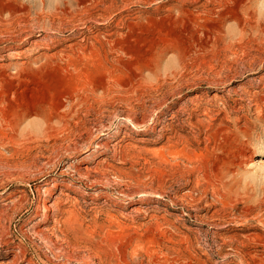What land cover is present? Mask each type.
<instances>
[{
  "label": "rangeland",
  "instance_id": "1",
  "mask_svg": "<svg viewBox=\"0 0 264 264\" xmlns=\"http://www.w3.org/2000/svg\"><path fill=\"white\" fill-rule=\"evenodd\" d=\"M261 182L264 0H0V264H264Z\"/></svg>",
  "mask_w": 264,
  "mask_h": 264
},
{
  "label": "clouds",
  "instance_id": "2",
  "mask_svg": "<svg viewBox=\"0 0 264 264\" xmlns=\"http://www.w3.org/2000/svg\"><path fill=\"white\" fill-rule=\"evenodd\" d=\"M252 175H255L252 173ZM253 190L256 191L257 195L264 197V182L253 185Z\"/></svg>",
  "mask_w": 264,
  "mask_h": 264
},
{
  "label": "bare ground",
  "instance_id": "3",
  "mask_svg": "<svg viewBox=\"0 0 264 264\" xmlns=\"http://www.w3.org/2000/svg\"><path fill=\"white\" fill-rule=\"evenodd\" d=\"M46 215V214H45ZM45 215H44V218H45Z\"/></svg>",
  "mask_w": 264,
  "mask_h": 264
}]
</instances>
